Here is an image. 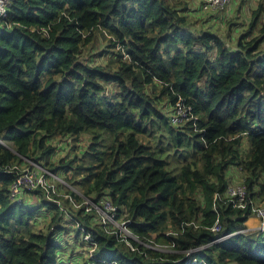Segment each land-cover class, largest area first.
<instances>
[{"label": "trees", "instance_id": "16d2710c", "mask_svg": "<svg viewBox=\"0 0 264 264\" xmlns=\"http://www.w3.org/2000/svg\"><path fill=\"white\" fill-rule=\"evenodd\" d=\"M188 9L169 0H14L0 18V264H67L56 237L67 232L91 236L69 255L74 264H264V233L246 226L254 215L214 202L242 177L264 206V0L234 47L193 29ZM99 36L114 54L105 63L84 55ZM153 126L167 151L143 142ZM83 137L81 156L53 161L57 139ZM26 159L96 204L109 200L144 244L173 250L128 239L132 251L96 211L74 208L66 195L84 197L57 181L53 198L41 190L13 198ZM231 171L240 173L234 181ZM38 205L42 231L30 227Z\"/></svg>", "mask_w": 264, "mask_h": 264}, {"label": "rangeland", "instance_id": "374dc122", "mask_svg": "<svg viewBox=\"0 0 264 264\" xmlns=\"http://www.w3.org/2000/svg\"><path fill=\"white\" fill-rule=\"evenodd\" d=\"M173 3H185L189 9L187 10V15L189 18L193 19L191 24L193 29L203 28L208 29L223 38H225L230 44L231 47L235 46L236 40L242 36V34L248 30V26L252 19V12L257 9L258 3L260 0H231L230 4L227 7L222 8L221 6L218 9H212L204 4H202L199 0H169ZM192 12V13H191ZM259 21L264 22V16H261ZM262 24V22H260ZM259 29L261 28L260 25ZM230 37V38H229ZM109 43L105 40L102 36H99L98 39L95 41L94 44L90 45L85 49L84 55H86L89 59L99 61L101 63H105L106 59L108 61V55L111 57L112 54L110 51V47L108 46ZM109 49V50H106ZM108 51V54L105 56H101L102 52ZM109 57V58H110ZM153 133H147L143 136V142L149 148V151H157L161 149L162 151H167V148L164 146V140L160 141L157 139V136L160 135L164 130L159 126L151 127ZM3 142L0 140V143ZM54 143V141L52 142ZM56 145L57 152L53 157V161L59 164V162L64 160H70L75 156H81L87 147L90 144L89 138L83 137L79 144L75 143L72 138H64V139H57V142L54 143ZM73 149L75 150L73 152ZM244 149H246V144L244 145ZM26 161H32L31 159H26ZM87 161V157H86ZM33 162V161H32ZM42 166V165H41ZM40 166V167H41ZM26 168V166H24ZM58 167V166H56ZM41 168H44L42 166ZM63 174V172H60ZM59 173V174H60ZM233 176V181L239 177L240 173L236 171H231ZM57 182L59 184L64 185L68 190L76 191L78 194L81 191L75 190L77 187L71 186L63 177H59ZM241 180H236L233 183H239ZM57 185V184H56ZM78 189V188H77ZM31 199V198H30ZM30 204V201H29ZM38 219L30 225V227L35 231H42L46 230L48 226V219L46 215V210L42 208V206L38 205ZM246 226L248 227V231L252 234H259L260 233V226L261 222L259 218L255 216L251 218L247 223ZM77 231H80L81 228H76ZM23 232L26 231V228L22 229ZM69 232L67 234H57V239L60 241V245H64L63 250L65 252V258L67 264H74V262L69 261V255L75 252L77 247V251L79 253L83 252L86 248L87 244H84V240L86 238L78 233H71L69 236ZM81 251V252H80ZM86 258L81 259V264H87Z\"/></svg>", "mask_w": 264, "mask_h": 264}, {"label": "built area", "instance_id": "2783aa9c", "mask_svg": "<svg viewBox=\"0 0 264 264\" xmlns=\"http://www.w3.org/2000/svg\"><path fill=\"white\" fill-rule=\"evenodd\" d=\"M199 1L202 4L215 10L220 8L221 6H223L222 8L227 7L231 2V0H199ZM13 2L14 0H0V18L7 17L8 9L13 4ZM178 113L182 118H187V112L184 111L181 107L179 108ZM176 121H178V119H176ZM28 162L31 164V167L29 166L20 170L21 173L18 177V180L15 183V185H13L12 188V197L15 199H21L25 191L41 190L43 192H46L48 197L53 198L52 194H55L57 190V185L55 184V181H58L59 178L54 173L48 171L47 169L41 168L42 166L40 164H37L32 161H28ZM15 169L18 170L19 168L14 167L11 169V171H14ZM11 171H8L7 173H11ZM75 193L78 194L76 191ZM79 195L84 197L80 192ZM66 198L70 200V204L73 205L74 208L76 209H79L80 207L85 205L87 208L86 210L87 212L96 211L98 216L100 217L102 225H104L107 229H109V226H112L116 230H119L118 232H116V234L118 236L120 235L121 238H124L123 241H125L127 245L131 247L132 251H135L136 249L129 243L128 239H132L136 242H139L145 247L158 252L168 253L173 250V248L168 244L155 243V242L144 244L143 242H141L139 238L136 235H134L131 229L129 228V223L126 220L119 218L117 208L109 200H103L100 204H96L85 197H84L85 200L82 203H77L75 199L70 195H66ZM58 201L59 200H57L56 202ZM214 202H215V209H217L216 204L218 205L220 203L222 206H226L227 208L232 207L233 209L236 210L239 209L241 211H250L252 215L260 219L261 222L260 233H264V206L257 205L255 201L249 196L242 177L239 183H232L231 186H229V188L227 189V192L225 194H216L214 197ZM58 204L60 205L61 202L59 201ZM64 211L70 217V214L67 211V209H64ZM214 231L217 232L220 231V226L218 222L214 228ZM242 232L245 233L248 231H242ZM230 236L232 235L220 238L215 243H220L223 240L229 238ZM84 237L86 238L85 241L91 240L90 238L91 236L89 235H85Z\"/></svg>", "mask_w": 264, "mask_h": 264}]
</instances>
